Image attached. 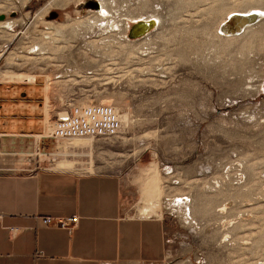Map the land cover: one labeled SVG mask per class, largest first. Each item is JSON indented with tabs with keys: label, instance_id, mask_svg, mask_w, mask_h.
<instances>
[{
	"label": "rangeland",
	"instance_id": "1",
	"mask_svg": "<svg viewBox=\"0 0 264 264\" xmlns=\"http://www.w3.org/2000/svg\"><path fill=\"white\" fill-rule=\"evenodd\" d=\"M91 1L0 0V132L43 134L40 162L120 174L125 211L163 213L156 264H264V15L217 29L264 0ZM94 102L118 111L117 133L51 137Z\"/></svg>",
	"mask_w": 264,
	"mask_h": 264
},
{
	"label": "crops",
	"instance_id": "2",
	"mask_svg": "<svg viewBox=\"0 0 264 264\" xmlns=\"http://www.w3.org/2000/svg\"><path fill=\"white\" fill-rule=\"evenodd\" d=\"M26 121L19 120L23 126ZM42 135L0 132V264L164 261L163 213L125 211L118 173L78 172L60 169L53 160L38 161V148L42 156L50 153L40 148ZM73 214L78 221L72 230L43 222L45 216Z\"/></svg>",
	"mask_w": 264,
	"mask_h": 264
},
{
	"label": "built area",
	"instance_id": "3",
	"mask_svg": "<svg viewBox=\"0 0 264 264\" xmlns=\"http://www.w3.org/2000/svg\"><path fill=\"white\" fill-rule=\"evenodd\" d=\"M120 126V115L112 105L94 102L87 104L79 115L76 112H70L58 116L51 137L71 140L112 136L117 133ZM38 151L39 149H37L36 154L39 155ZM77 221L78 216L75 214L65 217L45 216L43 218L45 224H55L68 230H72Z\"/></svg>",
	"mask_w": 264,
	"mask_h": 264
},
{
	"label": "bare ground",
	"instance_id": "4",
	"mask_svg": "<svg viewBox=\"0 0 264 264\" xmlns=\"http://www.w3.org/2000/svg\"><path fill=\"white\" fill-rule=\"evenodd\" d=\"M85 5L89 10H92V12H96L99 14L106 12V9L101 0H99L98 2H87ZM250 11L257 12L258 14L254 16L253 12ZM233 12H236V14H233ZM229 14L232 15L227 17ZM262 15H264V9H261L259 7H253L247 11L232 10L229 11L227 16H225V18L221 21L220 26L217 29L220 30V35H223L225 37L239 36L242 33L241 30L245 32L248 28H250L252 24L251 22L256 18H261ZM156 19L157 18L154 17H147L137 20L136 25H134V27L129 30V33L127 35L130 38H139L147 35L155 26ZM5 25L8 27L10 26L9 23H5Z\"/></svg>",
	"mask_w": 264,
	"mask_h": 264
},
{
	"label": "water",
	"instance_id": "5",
	"mask_svg": "<svg viewBox=\"0 0 264 264\" xmlns=\"http://www.w3.org/2000/svg\"><path fill=\"white\" fill-rule=\"evenodd\" d=\"M256 14H258L257 12H253V15L256 16ZM256 18V17H255Z\"/></svg>",
	"mask_w": 264,
	"mask_h": 264
}]
</instances>
